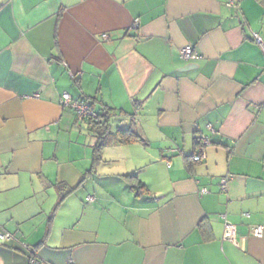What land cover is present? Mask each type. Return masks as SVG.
<instances>
[{
	"label": "crops",
	"instance_id": "1",
	"mask_svg": "<svg viewBox=\"0 0 264 264\" xmlns=\"http://www.w3.org/2000/svg\"><path fill=\"white\" fill-rule=\"evenodd\" d=\"M230 1L0 0V264H264V0ZM65 92L141 140L95 163Z\"/></svg>",
	"mask_w": 264,
	"mask_h": 264
},
{
	"label": "trees",
	"instance_id": "2",
	"mask_svg": "<svg viewBox=\"0 0 264 264\" xmlns=\"http://www.w3.org/2000/svg\"><path fill=\"white\" fill-rule=\"evenodd\" d=\"M89 103L90 107L95 111V115L83 119L84 122L88 124V128L91 132H94L97 142L93 147V161L95 163L102 160V151L103 148L110 143V141L116 136L119 142L130 143L134 141L141 140L138 134L131 127H117L115 132H112L110 129V121L113 116L114 109L100 108L98 111L95 110L94 103L88 99H85ZM198 141V139H197ZM129 183L131 184L132 190L137 194L145 191L146 185L142 181H136L137 174L131 173L125 175ZM59 189L61 193V198H63L67 193L70 192V187L65 183L59 184Z\"/></svg>",
	"mask_w": 264,
	"mask_h": 264
},
{
	"label": "built area",
	"instance_id": "3",
	"mask_svg": "<svg viewBox=\"0 0 264 264\" xmlns=\"http://www.w3.org/2000/svg\"><path fill=\"white\" fill-rule=\"evenodd\" d=\"M233 4H234V0L229 2V6H233ZM106 36L107 35H104V37H106ZM256 38H257V41L259 43H261L260 37L256 36ZM182 52H183V55L188 59H196L199 56L198 53H196L190 47L183 49ZM61 102L63 104L72 105L77 110L80 118H83V119L86 118L87 119L88 117L95 115V111L90 107L89 103H87L84 100H80V101L79 100H76V101L73 100L72 96L68 92H65L62 95ZM208 143H209V138L207 136L202 135L198 138V153L196 155H194V157H193L194 161H200L205 157L206 146L208 145ZM227 179L228 178L225 177L221 181L223 189H226ZM205 191L206 190H204V192ZM94 200H95V198L92 196H89L87 198V201H89V202H92ZM235 232H236L235 226L226 222L225 223V235H226V237L227 238H233L235 235ZM263 233H264V231H263L262 226L255 227V229H254V235L255 236L261 237V236H263ZM14 237H15V235H13L12 233L0 230V242L5 243L7 241L12 240ZM30 263L31 264H37L36 258H32L30 260Z\"/></svg>",
	"mask_w": 264,
	"mask_h": 264
},
{
	"label": "rangeland",
	"instance_id": "4",
	"mask_svg": "<svg viewBox=\"0 0 264 264\" xmlns=\"http://www.w3.org/2000/svg\"><path fill=\"white\" fill-rule=\"evenodd\" d=\"M78 117V116H77ZM79 121H81V124L83 125V127H84V129H85V131L87 132V128H86V123L84 122V121H82V120H80L79 118H77ZM88 136V134L87 133H85V135H84V137H83V141H82V143H84L85 142V140H87L86 139V137ZM69 138V137H68ZM68 138H67V140L64 142V148H66V149H68L69 148V140H68Z\"/></svg>",
	"mask_w": 264,
	"mask_h": 264
}]
</instances>
